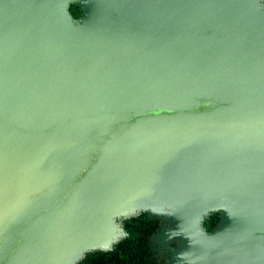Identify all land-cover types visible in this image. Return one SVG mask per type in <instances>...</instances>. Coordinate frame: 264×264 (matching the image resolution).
<instances>
[{"label": "water", "instance_id": "1", "mask_svg": "<svg viewBox=\"0 0 264 264\" xmlns=\"http://www.w3.org/2000/svg\"><path fill=\"white\" fill-rule=\"evenodd\" d=\"M90 2L76 37L36 21L17 59L0 38V264H67L138 188L184 215L208 183L239 211L203 261L241 260L264 244V41L195 47V0Z\"/></svg>", "mask_w": 264, "mask_h": 264}, {"label": "rangeland", "instance_id": "2", "mask_svg": "<svg viewBox=\"0 0 264 264\" xmlns=\"http://www.w3.org/2000/svg\"><path fill=\"white\" fill-rule=\"evenodd\" d=\"M122 4V0H107ZM197 48L233 42L245 50L264 41V0H195ZM94 18L90 0H0V38L4 54L17 59L24 43L40 21L58 42L78 36ZM209 181V178H207ZM170 191L153 197L145 186L138 188L131 202L124 199L118 207L100 214V226L107 229L104 241L90 233L71 252L67 264H222L220 251L212 256L202 248L205 241L221 235L232 217L238 214V197L223 198L207 184L202 198L182 215ZM153 199V200H152ZM111 237L109 239L108 236ZM107 239V240H106ZM229 264H264V244H246L241 260Z\"/></svg>", "mask_w": 264, "mask_h": 264}]
</instances>
